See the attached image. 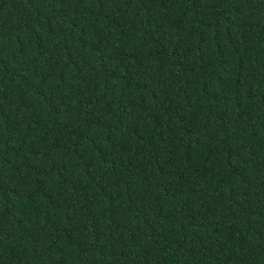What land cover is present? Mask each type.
Returning a JSON list of instances; mask_svg holds the SVG:
<instances>
[{
	"label": "trees",
	"instance_id": "obj_1",
	"mask_svg": "<svg viewBox=\"0 0 264 264\" xmlns=\"http://www.w3.org/2000/svg\"><path fill=\"white\" fill-rule=\"evenodd\" d=\"M0 264H264V0H0Z\"/></svg>",
	"mask_w": 264,
	"mask_h": 264
}]
</instances>
